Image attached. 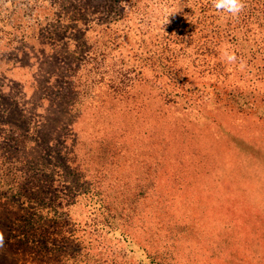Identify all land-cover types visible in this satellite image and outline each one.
Masks as SVG:
<instances>
[{
    "label": "rangeland",
    "instance_id": "374dc122",
    "mask_svg": "<svg viewBox=\"0 0 264 264\" xmlns=\"http://www.w3.org/2000/svg\"><path fill=\"white\" fill-rule=\"evenodd\" d=\"M0 230V264H264V0H0Z\"/></svg>",
    "mask_w": 264,
    "mask_h": 264
},
{
    "label": "clouds",
    "instance_id": "9594fccd",
    "mask_svg": "<svg viewBox=\"0 0 264 264\" xmlns=\"http://www.w3.org/2000/svg\"><path fill=\"white\" fill-rule=\"evenodd\" d=\"M212 6L218 13L226 14L231 18H238L240 13L247 7V0H211ZM169 18L164 24H170ZM222 58L229 64H237L241 69L245 66L242 58L238 57L235 51L225 48L222 53ZM5 233L0 230V249L4 247Z\"/></svg>",
    "mask_w": 264,
    "mask_h": 264
},
{
    "label": "trees",
    "instance_id": "16d2710c",
    "mask_svg": "<svg viewBox=\"0 0 264 264\" xmlns=\"http://www.w3.org/2000/svg\"><path fill=\"white\" fill-rule=\"evenodd\" d=\"M172 27H175V26H178V27H183L185 25V23H179L178 20L176 21H172V23L170 24ZM178 29V28H177ZM183 30V29H182ZM169 31H172V29H169ZM178 36L182 37V38H185L186 34L184 31H180L178 33Z\"/></svg>",
    "mask_w": 264,
    "mask_h": 264
}]
</instances>
